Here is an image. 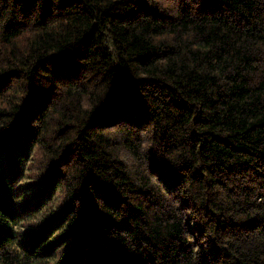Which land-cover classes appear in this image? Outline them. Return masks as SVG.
<instances>
[{"label":"trees","instance_id":"obj_1","mask_svg":"<svg viewBox=\"0 0 264 264\" xmlns=\"http://www.w3.org/2000/svg\"><path fill=\"white\" fill-rule=\"evenodd\" d=\"M0 264H264V0H0Z\"/></svg>","mask_w":264,"mask_h":264}]
</instances>
